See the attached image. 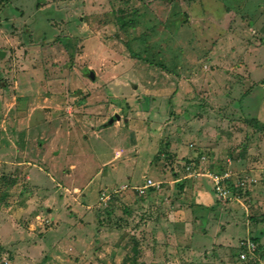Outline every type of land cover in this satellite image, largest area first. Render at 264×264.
<instances>
[{
    "label": "rangeland",
    "instance_id": "obj_1",
    "mask_svg": "<svg viewBox=\"0 0 264 264\" xmlns=\"http://www.w3.org/2000/svg\"><path fill=\"white\" fill-rule=\"evenodd\" d=\"M37 42L70 88L8 95L62 131L46 164L25 146L48 127L0 149V264H264V123L242 108L264 94V0H0V57ZM177 196L196 209L175 227Z\"/></svg>",
    "mask_w": 264,
    "mask_h": 264
},
{
    "label": "crops",
    "instance_id": "obj_2",
    "mask_svg": "<svg viewBox=\"0 0 264 264\" xmlns=\"http://www.w3.org/2000/svg\"><path fill=\"white\" fill-rule=\"evenodd\" d=\"M39 42L37 43H31V44H27L25 46V48H29L30 50H32L31 53H34L33 50L37 53V55H41L40 56V60H36L35 58H27V60H23L20 63L18 62V60H13V59H9L8 57H5L3 55V57H0V76L4 78V80H2V78L0 77V149L1 147L6 148L7 150H13V146L14 142L13 141L14 134L16 133V131L21 132L22 131H30V133L32 131L35 130V134L32 133L33 136L35 135H40L42 133H46L48 132V128H50L52 130V135H50V137H47L48 139H46L43 143H40L39 140H36L35 137H32L31 140V136L28 138L29 141H26L27 146L29 148V151H31L33 153V155L35 154L37 159H39L40 163H49V160H51L52 157H49V151H48V146L50 147V149L54 146L53 145V140L56 138V136H60V134H58L59 131H62L61 129H59L58 131H56V128H53V123L50 124L49 122H51V120L47 121V116L44 112H46L45 110L41 111V109H43V107H41L40 109L35 108L36 112H34V108H32L33 112L30 115L31 117H29V120L26 124L22 125V122L20 120L19 117V110H18V106H17V96H13V103L9 102L10 98H8L9 94H48V91L53 89V90H57L59 91L58 93L62 94L63 92H67L70 88V75H68L69 70L66 69L62 64H59V66H54V60H52V56L53 51L55 49H58V45H42L39 44L37 45ZM36 44V45H35ZM18 52V50H17ZM36 55V57H38ZM62 65V66H61ZM88 76L92 81H95L96 79V74L93 70L88 68ZM93 72L94 74V78L91 77L90 73ZM66 74V75H65ZM59 78V80H58ZM61 79V80H60ZM60 81V82H59ZM60 85L59 88H57ZM51 90V91H53ZM56 91V92H57ZM57 93V94H58ZM255 96V94H253ZM251 96L245 97L243 99V109H247L248 112L252 113L253 115L256 116V118L259 119V124L264 123V94H260L259 96V102L257 103L256 108H252V102L249 101L251 100L250 98ZM49 98H46V101H48ZM10 103V107H8V104ZM14 107V108H12ZM30 110V108H29ZM27 110V111H29ZM37 115H41V119L37 117ZM33 117H35L37 119L36 122V126H32V121H33ZM40 119V120H39ZM49 119V117H48ZM48 127V128H47ZM111 127V125H110ZM96 132V133H100ZM20 134V133H19ZM9 135V147H5L4 143H3V138L5 141V138H7ZM54 136V137H53ZM37 137V136H36ZM37 141V143H34V141ZM51 143V144H50ZM37 144V150L35 149V145ZM16 147V146H15ZM3 148V150H4ZM127 148V147H126ZM71 149V147H70ZM28 150V149H27ZM137 150V149H136ZM56 151L57 150H53L51 149V155L55 157L56 155ZM120 151L122 153H120ZM3 155H5V150L2 151ZM176 152V151H175ZM1 155V154H0ZM121 156L127 157V154L125 152V148H121V147H116L114 149V156H113V160L111 161H120L121 160ZM109 161V162H111ZM124 161V160H123ZM126 161V160H125ZM71 162V161H68ZM75 162V161H72ZM128 162V161H127ZM55 171L53 172V174H55V172L60 170V167L58 169L54 168ZM53 169V170H54ZM62 169V168H61ZM77 170V167H76ZM130 171H132V169L129 168ZM146 172H142V175H144ZM42 174V173H41ZM49 175H47V173H45L43 175V177L45 178L46 176H48L50 180L54 181V177L53 175H51L50 173H48ZM100 175V174H98ZM97 175V176H98ZM104 175V174H103ZM132 176H134L135 178V174L133 172H131ZM73 175H71L70 173H68L65 176H62L60 178H63L62 180H66L67 178H73ZM47 180V178H46ZM73 181H71L72 183ZM174 182H178V179L175 180ZM70 183V182H69ZM68 183V184H69ZM156 184V182H154L152 179H148L147 183L144 185V188L149 187V186H154ZM86 185V184H85ZM91 185V184H90ZM89 185V187H90ZM88 186H86V188H89ZM174 189H172L173 191ZM215 190V188H214ZM107 191V190H106ZM97 192V191H96ZM216 192V190H215ZM217 193V192H216ZM101 201H103V197L107 196L106 192H101ZM180 196V195H178ZM175 197L173 198L175 200V204H174V208L172 210H170V212L175 210V213H170L167 216L168 221L166 224L171 225L173 224L175 227L177 226V221L178 218L180 217V215L186 216V214H188V211L191 210V214L193 215V210L196 209L195 205H192L191 203H184L186 201H182L181 197ZM206 212L208 210H205ZM181 218V217H180ZM195 218V217H194ZM190 226H191V221L189 222ZM193 227V226H191Z\"/></svg>",
    "mask_w": 264,
    "mask_h": 264
},
{
    "label": "built area",
    "instance_id": "obj_3",
    "mask_svg": "<svg viewBox=\"0 0 264 264\" xmlns=\"http://www.w3.org/2000/svg\"><path fill=\"white\" fill-rule=\"evenodd\" d=\"M225 178H226V177H225ZM225 178L223 177V178H221V179L223 180V179H225ZM222 180H219V181L217 182V186L215 187V189H216V192H217V194H218L219 196H222V197L225 198L229 191H228L227 187H226L225 185H223Z\"/></svg>",
    "mask_w": 264,
    "mask_h": 264
},
{
    "label": "water",
    "instance_id": "obj_4",
    "mask_svg": "<svg viewBox=\"0 0 264 264\" xmlns=\"http://www.w3.org/2000/svg\"><path fill=\"white\" fill-rule=\"evenodd\" d=\"M90 75H91L92 78H94V74H93V72H91Z\"/></svg>",
    "mask_w": 264,
    "mask_h": 264
}]
</instances>
